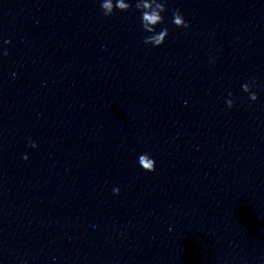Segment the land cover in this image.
Returning <instances> with one entry per match:
<instances>
[{
  "label": "clouds",
  "instance_id": "obj_1",
  "mask_svg": "<svg viewBox=\"0 0 264 264\" xmlns=\"http://www.w3.org/2000/svg\"><path fill=\"white\" fill-rule=\"evenodd\" d=\"M132 6L131 0H115V2L114 0H102L101 2V8L105 16L112 15L115 10L126 12ZM135 8L141 12L142 28L150 34L144 38V43L146 45L150 44L153 46L162 45L168 36V29L163 28L157 33L156 26L161 24L164 20L162 13L167 10L166 0H135ZM173 23L177 27L187 28L189 26L179 10L173 12ZM4 43L8 44L11 43V41H5ZM4 54L7 55V52ZM254 84L255 80L253 79L251 83H246L242 86L243 91L249 94V99L253 102L258 99L257 94L252 91V85ZM229 96H231V93H229ZM227 106L228 108H232L234 106L232 99L227 100ZM30 146L36 147L37 145L32 142ZM24 159H27V156H25ZM138 163L145 171H155V161L147 154L140 155ZM118 192L119 189H114V193L118 194Z\"/></svg>",
  "mask_w": 264,
  "mask_h": 264
}]
</instances>
